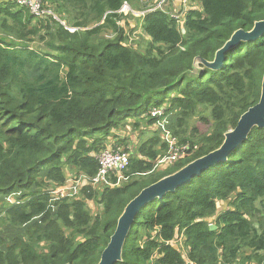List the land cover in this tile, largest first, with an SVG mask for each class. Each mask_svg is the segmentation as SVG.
Masks as SVG:
<instances>
[{
	"label": "trees",
	"instance_id": "obj_1",
	"mask_svg": "<svg viewBox=\"0 0 264 264\" xmlns=\"http://www.w3.org/2000/svg\"><path fill=\"white\" fill-rule=\"evenodd\" d=\"M148 1L42 0L51 13L42 17L0 1V264H98L126 205L218 149L258 103L264 34L230 47L218 69L205 64L234 32L264 21V0H191L179 21L155 9L141 18V49L128 45L119 10L147 11L139 2ZM158 109L188 145L163 166ZM195 117L206 133H186ZM107 149L127 154V182L87 186L51 207L49 192L68 176H95ZM263 250L264 129L253 128L225 160L144 205L115 264H261Z\"/></svg>",
	"mask_w": 264,
	"mask_h": 264
},
{
	"label": "water",
	"instance_id": "obj_2",
	"mask_svg": "<svg viewBox=\"0 0 264 264\" xmlns=\"http://www.w3.org/2000/svg\"><path fill=\"white\" fill-rule=\"evenodd\" d=\"M55 19L59 21L57 18ZM263 34L264 21L255 23L249 32H244L242 30L234 32L224 46L216 52L213 62L205 64L206 67L212 70L218 69L222 64L224 53L230 47L238 42L255 40ZM253 128L264 129V74L261 84V95L258 103L240 116L234 129L228 131L224 135V140L218 149L194 160L174 174L143 189L126 205L124 211L117 220L115 230L110 237L107 246L101 253L98 264H115L121 260V250L132 227L134 218L144 205L156 198H161L168 192H173L176 188L184 185L193 177L198 176L201 172L215 163L225 160L228 152L245 140L248 133ZM214 229L215 227L213 225L209 226L210 231Z\"/></svg>",
	"mask_w": 264,
	"mask_h": 264
},
{
	"label": "built area",
	"instance_id": "obj_3",
	"mask_svg": "<svg viewBox=\"0 0 264 264\" xmlns=\"http://www.w3.org/2000/svg\"><path fill=\"white\" fill-rule=\"evenodd\" d=\"M6 1V0H0ZM18 7L25 8L29 11L31 15L34 17H42L46 14H51L49 11L42 9V0H11ZM170 0H160L158 2V6L152 8V10L145 11L146 13L153 11L155 9H162L165 5V2H169ZM191 0H180L179 8H175L173 13H171L172 18L179 21L182 18V14L185 12L187 8L190 6ZM133 10L130 9L128 4H123L119 13H132ZM142 17V16H141ZM63 24V23H62ZM65 29L73 33L76 31L75 28ZM152 118H156L155 126L159 128L161 132L162 139L165 141L167 145V154L158 160L157 165H165V164H173L178 159H180L184 152L188 150V145H178L177 140L172 137L168 129L166 128L167 117L164 115L163 109L153 110L150 113ZM98 162V171L95 176L87 177L85 175H80L78 177H71L68 182L71 184L68 186H64L62 188H57L51 192V198L49 200V204L53 207V204L61 199L71 198L76 194V191H80L84 187H99L101 185H106L110 187H120L123 183H126L128 178L123 174L127 171L129 165V158L125 153L114 152L110 149L102 151L97 158ZM112 179L115 181L112 182ZM67 181V180H66ZM19 194H16L18 196ZM15 196L11 195L6 198V202L11 205H18L20 201H15ZM192 264V263H188Z\"/></svg>",
	"mask_w": 264,
	"mask_h": 264
},
{
	"label": "rangeland",
	"instance_id": "obj_4",
	"mask_svg": "<svg viewBox=\"0 0 264 264\" xmlns=\"http://www.w3.org/2000/svg\"><path fill=\"white\" fill-rule=\"evenodd\" d=\"M159 1L160 0H158V2ZM154 2H155V0H151L149 3L139 2V5L141 7H143L145 4H147V6H150L149 9L152 10V8H155V7L158 6V3L154 4ZM175 3H177L176 0H170L168 3L165 2L164 3L165 6L162 9L173 13L174 12L173 10L175 9V6H174ZM175 5L178 6V4H175ZM129 7H130V9L133 10V12L132 13H128V14L123 13L124 15L122 17L123 18L122 20H124L123 22L126 23L125 28H126V36H127L128 40H129V44L128 45L143 49L144 42H146L148 40V37L143 33V31L141 29V24H142V21H141L142 17L141 16L146 14V12H145L146 10L138 11V10L132 8L130 5H129ZM149 9H147V10H149ZM102 36H104V38H110L111 34L108 33V32H105V33L102 34ZM200 110H201V108L199 107L198 111H200ZM204 115L207 116L208 112L204 111ZM186 124L188 125L187 132H186L187 134L189 133V131H190V129L192 127L198 128V131L200 133H206L207 132V128H205L201 124H199V121L197 120V117L187 120ZM130 136H131V134H130ZM130 136H129V140L131 142V146H134L135 140H133V137L131 139ZM147 136H150V133L143 135L142 139L144 140V138H146ZM159 166H163V165H159ZM76 177H78V176H76ZM70 179H71V177L68 176L66 184L63 185L62 187L67 186V185L69 186L71 184V182H68V180H70ZM62 187H60V188H62ZM92 189H101V188L100 187H93ZM51 192H49V196H51ZM79 194H80V191L78 190V191H76V194L73 197H71V198L78 197ZM50 198H49V200H50ZM71 198H66V199H71ZM95 204L96 203H94V202H88V209L90 210V213L92 215L97 214L98 211H99V209L97 208V206ZM188 263H192V262H188Z\"/></svg>",
	"mask_w": 264,
	"mask_h": 264
},
{
	"label": "crops",
	"instance_id": "obj_5",
	"mask_svg": "<svg viewBox=\"0 0 264 264\" xmlns=\"http://www.w3.org/2000/svg\"><path fill=\"white\" fill-rule=\"evenodd\" d=\"M259 255H264V250L259 252ZM261 264H264V261Z\"/></svg>",
	"mask_w": 264,
	"mask_h": 264
}]
</instances>
